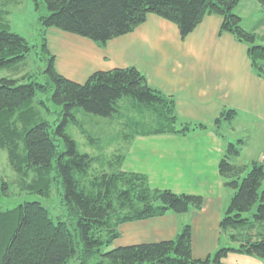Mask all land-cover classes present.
I'll return each instance as SVG.
<instances>
[{"label": "trees", "instance_id": "trees-1", "mask_svg": "<svg viewBox=\"0 0 264 264\" xmlns=\"http://www.w3.org/2000/svg\"><path fill=\"white\" fill-rule=\"evenodd\" d=\"M19 0H16L18 2ZM264 2V0H259ZM35 4L37 0H33ZM47 14L39 21L44 29L40 48L45 67L43 82L33 75L0 79V149L5 150L11 169L22 191L49 197L54 184L63 190L64 205L75 227L70 229L54 221L38 202H25L13 209H0V264H225L228 253H238L264 260V165L252 162L237 165L233 159L240 149L227 144L217 171L224 185L232 190L228 207L219 228L235 247H222L212 257H192V227L185 225L174 239L126 247H110L120 236L124 223L159 218L167 213L185 214L190 208L200 210L203 198L175 194L170 190L151 189L145 174L119 170L117 157L110 166L114 171L88 176L93 159L77 150L66 134V117L75 109L103 118L121 114L123 98L141 122L133 136H186L206 128L203 123L179 122L174 100L150 87L134 67L96 71L82 83L60 75L54 66L55 56L46 44V30L56 28L103 47L108 41L132 32L155 15L173 23L183 39L205 16L221 18L220 32L230 33L247 46L253 72L264 80V34L242 28L235 14L238 0H41ZM257 40L263 44L257 43ZM33 46L12 33L0 20V71L15 72ZM37 92L46 100H37ZM46 101L62 107L64 120L53 127L35 105ZM234 110H224L213 121L216 128L231 123ZM130 117H128V120ZM131 121V119H130ZM63 138L59 142L55 135ZM254 210V211H253ZM79 250L81 256H79ZM78 261V262H77Z\"/></svg>", "mask_w": 264, "mask_h": 264}, {"label": "crops", "instance_id": "crops-1", "mask_svg": "<svg viewBox=\"0 0 264 264\" xmlns=\"http://www.w3.org/2000/svg\"><path fill=\"white\" fill-rule=\"evenodd\" d=\"M220 26V17L205 16L182 39L173 23L148 15L132 32L108 41L101 48L56 28L45 32L47 48L55 56L56 71L73 82L82 84L96 71L134 67L150 87L174 100L175 113L181 122H213L224 110H234L236 114L242 111L252 119L264 121V80L253 72L247 46L230 33L220 32ZM191 134L195 131L186 136L138 137L137 143L151 137L166 143L160 153L162 168L168 165L175 170L204 169L205 161L198 156L202 148L193 146ZM220 149L221 152H215L218 160L213 168L223 156L224 148ZM223 211L218 197L206 196L200 210L192 208L186 213L188 222L180 219V215L167 213L122 224L118 228L120 236L112 246L171 240L185 225H190L192 257L204 260L219 248L231 247L232 242L219 228ZM223 262L264 264V260L232 252Z\"/></svg>", "mask_w": 264, "mask_h": 264}, {"label": "rangeland", "instance_id": "rangeland-1", "mask_svg": "<svg viewBox=\"0 0 264 264\" xmlns=\"http://www.w3.org/2000/svg\"><path fill=\"white\" fill-rule=\"evenodd\" d=\"M47 11L41 2L33 0H0V20L9 25L12 33L22 37L33 46L26 60L19 65L15 72L11 70H1V78H17L22 75H33L29 80L43 82L44 76L40 72L45 67V57L40 48V40L43 28L39 21L41 16H45ZM235 14L241 18L243 29L251 31L255 29L260 37L264 34V2L259 0H238ZM257 43L263 44L257 40ZM46 100V95L37 92L35 101ZM119 105L122 107L121 114L112 118H103L88 114L81 109H75L72 117L67 116L64 124L66 134L75 142L77 150L82 154H87L93 159L88 176H96L102 173H110L114 168L110 166L115 158L120 161L119 170L124 172H136L145 174L151 189L170 190L175 194L198 195L204 199L206 196L218 197L221 206L224 208L223 215L232 196V190L228 189L219 176L218 171L213 168L215 160H218L216 151L226 152L227 144H235L239 149V155L233 159L237 165H247L256 161L264 165V121L252 119L250 115L242 111L237 112L231 123L223 122L220 128H216L213 122L204 123L206 128L196 129L193 137V146L202 148L198 156L205 161V168L175 170L168 165L162 168L164 161L161 160V149L166 143L159 142L155 138H143L138 141V137L133 136L126 139L129 132L137 130L140 114L136 113L129 104L127 98H123ZM39 109L41 117L48 122L53 129L60 125L64 116L62 107L56 106L51 101H46V107L35 105ZM128 117L130 119L128 120ZM181 122V121H179ZM53 137L57 141H63L59 135ZM60 150L63 147L59 146ZM221 156V155H220ZM221 158V157H220ZM199 177H203L200 179ZM63 190L58 184H54L49 197H42L39 194H30L22 191L17 184V176L11 169L7 153L0 149V209H13L25 202H38L44 206L50 217L56 222L58 220L66 223L70 229L75 227L76 220L69 215L67 207L64 205ZM190 208L189 210H191ZM254 211V210H253ZM222 215V217H223ZM180 219L189 221L185 214L180 215ZM221 217V218H222ZM235 247L234 243H229ZM113 246L104 250H110ZM220 249V248H219ZM217 249V250H219ZM79 256L80 250H79ZM97 254L88 259L92 264ZM78 262V261H77ZM69 264H76L70 262Z\"/></svg>", "mask_w": 264, "mask_h": 264}, {"label": "water", "instance_id": "water-1", "mask_svg": "<svg viewBox=\"0 0 264 264\" xmlns=\"http://www.w3.org/2000/svg\"><path fill=\"white\" fill-rule=\"evenodd\" d=\"M224 234V233H223Z\"/></svg>", "mask_w": 264, "mask_h": 264}]
</instances>
